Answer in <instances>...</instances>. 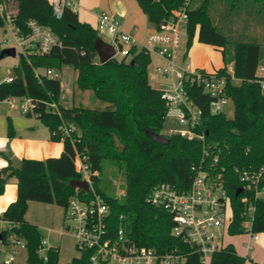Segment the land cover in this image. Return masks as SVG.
Listing matches in <instances>:
<instances>
[{"label":"trees","instance_id":"obj_1","mask_svg":"<svg viewBox=\"0 0 264 264\" xmlns=\"http://www.w3.org/2000/svg\"><path fill=\"white\" fill-rule=\"evenodd\" d=\"M136 1L155 30L163 29L176 11L186 10L184 58L197 36L198 41L220 49L225 63L232 62L227 95L233 115L212 114L210 94L201 86L185 81L189 98L202 110L194 131L203 134L204 139L165 133L168 107L162 97L163 89L150 84L152 55L149 52L132 45L126 55L101 63L94 49V42L100 37L97 27L80 20L78 12L71 7L65 6L58 17L50 0H0V26L7 24L6 16L10 15L13 27L28 34L29 20H36L59 38L47 55L19 52L20 62L13 68V80L0 81V101L10 97L32 99L33 106L25 115L39 119L48 128L52 140L63 142L60 155L45 159H15L0 150V156L7 161L0 169V195L11 178H17L18 184L17 198L0 214V221L8 223L0 229V242L11 245L14 238L23 239L27 264H59L60 252L57 246L48 247L44 254L40 252L44 234L38 225L25 218L28 202L66 208L75 195L91 198L95 194L101 195L109 205L110 234H117L123 227L136 245L153 248L161 254H181L183 264H206L197 245L173 235L175 222L171 214L147 200L160 182L171 183L180 191L188 189L199 169L207 170L224 183L232 208L228 235L246 233L244 223L248 220L250 231L264 232V198L257 194L264 188V175L257 186L250 188H245L240 180L243 170L264 166V89L257 74L264 60V42L257 37L233 38L215 22L214 14L219 7L217 2L225 6L220 12L224 21L244 13L246 26L264 27V0ZM2 49L0 43V54ZM65 66L78 71L76 83L82 92H92L107 106L97 108L75 103L71 107L63 106L61 77L54 78L46 72L37 74V71L52 69L60 74ZM226 68L219 70L224 73ZM147 130L165 134L169 143L154 141L146 134ZM8 134L15 135L11 124ZM78 153L91 170L89 192L70 184L73 179L83 178L75 162ZM106 161L115 164L124 175L125 193L120 196L105 181ZM249 206L254 208L251 217ZM91 253L83 251L68 264H92ZM246 259L232 243H227L212 254L207 264H245Z\"/></svg>","mask_w":264,"mask_h":264},{"label":"built area","instance_id":"obj_2","mask_svg":"<svg viewBox=\"0 0 264 264\" xmlns=\"http://www.w3.org/2000/svg\"><path fill=\"white\" fill-rule=\"evenodd\" d=\"M55 14L60 17L65 6L76 11L75 0H51ZM0 10L2 7L0 6ZM186 10H178L161 30H153L142 42L136 35L123 28L120 18L107 11L100 12L97 20L99 33L107 32L112 36V43L116 48V57L127 54L132 45L144 48L151 55H156L165 61V65L158 66V72L165 78H170L169 88L163 89L162 97L165 99L168 114L171 107L179 109L177 118L179 127L168 128V134L179 133L194 140H203L204 135L194 131L199 126L202 114L192 99L189 98L184 82L190 81L201 86L211 99L209 108L212 114L226 112L230 105V98L227 95L228 75L232 74V68H226L225 72L219 69L207 71L203 68L190 69L185 63L184 53L182 64L178 62L182 44L187 41V14ZM7 24H11L10 15L6 16ZM28 34L20 33L15 26L12 31L16 40V50L23 53H34L47 55L58 43L57 36L46 26L36 20H29ZM186 38V39H185ZM186 51V50H185ZM46 74L60 78L61 75L52 69H47ZM39 74V71H37ZM261 77L260 83L264 89V64L260 65L257 71ZM235 78V77H234ZM12 76L4 81L10 82ZM14 98H7L10 106H14ZM25 103L21 104L23 112L32 108L33 101L26 97L21 98ZM167 114V118H168ZM62 135V140L64 138ZM165 135V134H164ZM214 159V162H217ZM77 169L83 174L91 185V170L89 164L78 153L76 156ZM264 175V166L258 170H243L240 180L245 188L257 186ZM264 190L257 192L258 196ZM89 192V191H87ZM148 202L156 207L167 210L175 225L172 233L175 236L197 245L203 261L207 264L212 254L227 245L228 226L232 219L230 198L226 193L222 180L213 178L207 170L199 169L191 186L183 191L168 182H160L151 190L147 198ZM253 207H248L249 217L253 214ZM68 224L64 228L72 233L76 239V247L81 252L91 251L90 260L92 264H183V258L178 253H158L155 249L139 246L130 241L126 236L123 227L117 234L112 235L108 229V216L110 208L107 201L98 194L91 198L75 195L70 198L65 208ZM8 223L0 221V229L7 227ZM246 233L250 238L258 240V232L249 230L251 221L244 223ZM45 243L40 248L45 253ZM19 248H25V241L14 238L12 252L4 260L3 264H11Z\"/></svg>","mask_w":264,"mask_h":264},{"label":"rangeland","instance_id":"obj_3","mask_svg":"<svg viewBox=\"0 0 264 264\" xmlns=\"http://www.w3.org/2000/svg\"><path fill=\"white\" fill-rule=\"evenodd\" d=\"M133 4L136 8H138V3L136 0H132ZM216 5L219 7H216L214 10L215 14V22L224 28V31L228 34H231L233 38H243L248 39L251 37H257L261 39L264 42V27H253V26H246L245 20H246V14L242 13L239 16H235L233 19L229 21H224L222 18L223 10L225 9V6L220 3L216 2ZM117 17L121 18V16L116 13H113ZM141 14H143L141 12ZM124 18H121V22ZM13 25L12 24H6L5 26H0V43L2 44L3 48H9V47H15L16 46V40L14 38L13 34ZM100 37H102L104 40H107L108 42L112 41V36L109 35L107 32L100 33ZM186 39V38H185ZM197 36L193 39V44H191L189 48V52L187 53V59L190 62L191 60L196 61L198 59H203L205 61H213L215 60L216 63H223L225 60H223L222 51L216 50L213 46L206 47V51L200 52L198 51V41ZM186 50L185 43L182 44L180 54H179V63L182 62L183 53ZM16 56L6 55L3 58L0 59V80L11 76L13 72L14 66L18 65L20 62V56L19 51H17ZM119 58V57H117ZM224 66L230 67L232 66V62L225 63ZM264 64V60L262 61V64ZM159 65H165V61L158 58L156 55H152V62L149 66V81L150 84L157 89H167L170 85V78H165L158 72V66ZM46 70L40 69L39 72H45ZM60 72L61 75V85H62V94L60 98V103L63 106L71 107L75 104H84L90 107H97V108H104L106 105V102H103L95 97V95L90 92H82L76 83L78 71L75 70L71 66H65L63 70ZM25 103L21 100L19 97L14 98V106H10V104L7 102V100L0 101V136L6 137L8 141L10 139H14L11 135L9 136V125L11 124L12 127L17 130L19 127H25V123L28 121V117H26L24 112L22 111L21 104ZM227 114L229 116L233 115V107L232 105H229L227 109ZM180 114L179 109L175 107H171L169 110L168 118H167V128L164 132H167L168 128L170 127H179L178 123V116ZM35 119V117H32ZM37 120V119H36ZM34 121H31V123ZM37 124H39V130L37 129L36 136L38 140L44 141V140H50V132L48 128L39 123L38 121H35ZM20 133V131H19ZM20 138L19 135L15 137ZM120 149H123L122 145H119ZM104 178L105 181H109L114 186V191L117 194V196H120L125 193V189L123 188V185L125 183L124 175L121 173L119 168L113 164L111 161H106L104 164ZM262 198H264V190L261 192L260 195ZM48 206V207H47ZM51 206L54 207V209L51 211L47 208H50ZM25 218L29 221H34V223H37L36 221H47L49 226H54L56 230L59 228V231L57 232H48L44 228L41 229L44 235L45 248L47 249L51 245L57 246L59 248V264H68L73 256L79 255L80 251L76 247V239L72 235L70 231L64 228V224H68L70 221L68 218H66V211L65 207L60 205H51L48 203L38 202V201H30L28 202V209L25 214ZM258 234L261 236V240L259 242H252V240L249 239V233H242L237 234L235 236H226V241H232L235 243L237 248L241 253L244 254L247 250V246L251 244L254 248L252 251H249L248 256L246 257V263L245 264H257V262L261 263L264 260V232H258ZM0 264H3L4 260L6 259V256L8 257L9 254L12 252V244L11 245H1L0 246ZM18 252L15 254L14 259L15 262L18 260L21 262V264H27V250L26 248H19Z\"/></svg>","mask_w":264,"mask_h":264},{"label":"crops","instance_id":"obj_4","mask_svg":"<svg viewBox=\"0 0 264 264\" xmlns=\"http://www.w3.org/2000/svg\"><path fill=\"white\" fill-rule=\"evenodd\" d=\"M75 2L77 3V6H78L76 11L79 14L80 20L89 22L94 27H96L97 25V20H98V16L100 12L107 11L111 14L113 13H116L117 15L119 14L121 18H124L122 20V24H124L123 28L127 31L133 32L136 35V37L142 42L154 30L153 25H151L148 22L146 15L143 13L142 8H140L139 4H138V8H136L132 0H75ZM141 12L143 14H141ZM198 43H199L198 44L199 46L197 49L200 52L206 51V47L208 46L209 47L213 46L207 43H202L200 41H198ZM214 48L216 50H220V49H217L216 47ZM185 59H186L185 63L188 65L190 69L203 68L207 71H212L214 69H220L224 67L225 65L224 62L222 64L221 63L215 64L214 59L213 61H205L203 59H198L196 61L191 60L190 62L188 61L187 56ZM229 68H232V66H230ZM6 78L0 81H4ZM36 119L37 118L34 119L32 117H28V121L25 123V127H22V128L19 127L18 130H17V127L16 129L14 127L15 135L12 136L14 139L12 140L10 139V141H8L6 137L0 136V150L6 151L15 159H21L23 157L45 159L50 156L60 155L61 152L63 151L62 141L60 140L54 141L51 139V137H50V140H44V141L38 140L36 136V132H37V129L39 130L40 126L35 121H38L39 123L41 122L39 121V119L37 120ZM31 121H34V122L31 123ZM18 135L20 138L15 139V137ZM6 163L7 161L3 157L0 156V169L3 168V166ZM17 191H18L17 178L14 177L8 181V184H6L4 192L0 195V214L7 208V206L11 202L15 201V199L17 198ZM51 205H55V204H51ZM47 209L52 211L54 207L51 206L50 208H47ZM30 222L34 223V221H30ZM36 222L37 223H34V224L38 225L40 229L46 228L45 230L48 232L59 231V228L56 230L54 226H49L47 221H36ZM228 236L230 237V236H235V235H228ZM249 239L252 240L250 236H249ZM260 240H261V236L259 235L258 240H253V241L259 242ZM227 243H232L235 246L237 252L240 255L244 256V254L239 251V249L237 248L234 242L228 241ZM1 245L3 244H1L0 242V246ZM253 248L254 247L251 244L247 246V250L245 253L246 257L249 254L248 252L252 251ZM12 263L21 264L19 260L15 262V259L13 260ZM257 264H261V263L257 262Z\"/></svg>","mask_w":264,"mask_h":264},{"label":"water","instance_id":"obj_5","mask_svg":"<svg viewBox=\"0 0 264 264\" xmlns=\"http://www.w3.org/2000/svg\"><path fill=\"white\" fill-rule=\"evenodd\" d=\"M94 49L97 51V54L99 56L98 58L101 63H106L111 60V58L113 59L116 57L115 46L107 40H104L102 37L96 38L94 42ZM17 54L18 53L15 47L3 48L0 57L3 58L6 55L16 56ZM146 134L154 141H158L159 143L164 145L168 144L170 141L169 137L162 133L147 130ZM70 184L71 186H74V188L83 189L86 191H90L91 188L90 182L86 179H73L70 181ZM237 191V193L239 194L241 192V188Z\"/></svg>","mask_w":264,"mask_h":264}]
</instances>
